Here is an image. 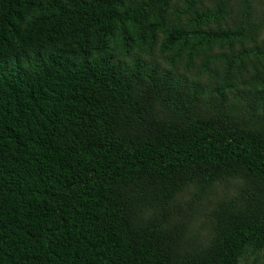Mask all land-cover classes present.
Here are the masks:
<instances>
[{"label": "trees", "instance_id": "1", "mask_svg": "<svg viewBox=\"0 0 264 264\" xmlns=\"http://www.w3.org/2000/svg\"><path fill=\"white\" fill-rule=\"evenodd\" d=\"M0 264H264V0H0Z\"/></svg>", "mask_w": 264, "mask_h": 264}, {"label": "rangeland", "instance_id": "2", "mask_svg": "<svg viewBox=\"0 0 264 264\" xmlns=\"http://www.w3.org/2000/svg\"><path fill=\"white\" fill-rule=\"evenodd\" d=\"M233 188H234V186L233 185H231V186H229V187H226V185H217L216 187H215V190H214V192H213V194H211L210 196H209V198H210V200H217L223 193H226V192H228V191H232L233 190ZM191 197V191L190 190H188L187 192H185L182 196H181V198L182 199H188V198H190Z\"/></svg>", "mask_w": 264, "mask_h": 264}]
</instances>
